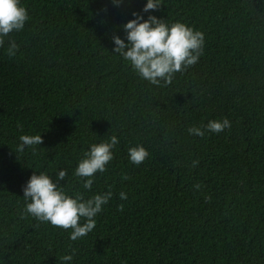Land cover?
I'll return each mask as SVG.
<instances>
[{
  "label": "trees",
  "instance_id": "obj_1",
  "mask_svg": "<svg viewBox=\"0 0 264 264\" xmlns=\"http://www.w3.org/2000/svg\"><path fill=\"white\" fill-rule=\"evenodd\" d=\"M20 2L29 19L0 46V264H264V0ZM133 11L202 31L198 63L165 87L139 78L112 52ZM224 117L230 129L187 132ZM22 134L42 136L35 155L15 153ZM113 135V160L84 189L79 160ZM136 145L149 152L139 165ZM33 172L69 195L112 192L88 235L24 213Z\"/></svg>",
  "mask_w": 264,
  "mask_h": 264
},
{
  "label": "clouds",
  "instance_id": "obj_2",
  "mask_svg": "<svg viewBox=\"0 0 264 264\" xmlns=\"http://www.w3.org/2000/svg\"><path fill=\"white\" fill-rule=\"evenodd\" d=\"M119 5L122 0H112ZM161 0H147L142 11L157 10ZM133 19L123 24L126 34L125 39L113 35V53L118 54L127 61L131 69L139 78L157 87L170 85L176 74H183L190 67L195 66L204 54V33L186 25L183 22L166 23L154 15H148L144 19L140 13L132 12ZM29 16L27 9L21 5L20 0H0V46L4 45L5 37L12 32L21 31ZM19 45L14 40H9L7 55L12 58L16 55ZM23 128V125H18ZM231 128V122L227 117L220 120H209L201 126L192 125L187 128L191 135L204 137L205 130L212 133H220ZM20 143L16 146L15 153H23L26 147L32 148L33 155L36 147L43 143L40 134L19 136ZM119 143L113 135L108 142L93 143L83 153L75 168L74 175L83 178V188L91 189L93 177L96 173L106 172V165L113 160V149ZM128 156L131 163L139 165L149 156V152L141 145L129 146ZM198 160L192 161V167L198 165ZM67 176L64 169L56 173V180L61 181ZM122 179H130L127 174ZM200 183L194 185L199 190ZM25 200L24 213L35 218L40 223H48L53 227L70 231V240L76 241L90 233L96 226V216L103 210L112 196L109 190L102 194H95L89 198L77 191L75 195L67 194L58 187L57 182L45 174L39 172L29 177L22 187ZM121 200L127 199L124 192L120 193ZM210 201L211 197L206 196ZM124 205L117 206L118 211H123ZM23 214V213H22ZM83 218L84 222L81 223ZM75 252V249H72ZM62 262H71L72 254L63 255Z\"/></svg>",
  "mask_w": 264,
  "mask_h": 264
}]
</instances>
